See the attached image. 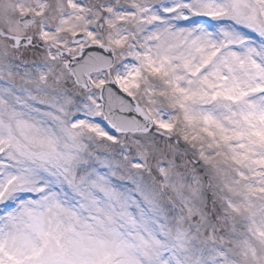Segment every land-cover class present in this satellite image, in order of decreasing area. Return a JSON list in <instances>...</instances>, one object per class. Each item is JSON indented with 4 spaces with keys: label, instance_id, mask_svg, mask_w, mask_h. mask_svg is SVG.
Listing matches in <instances>:
<instances>
[{
    "label": "snow or ice",
    "instance_id": "obj_1",
    "mask_svg": "<svg viewBox=\"0 0 264 264\" xmlns=\"http://www.w3.org/2000/svg\"><path fill=\"white\" fill-rule=\"evenodd\" d=\"M0 264H264V0H0Z\"/></svg>",
    "mask_w": 264,
    "mask_h": 264
}]
</instances>
